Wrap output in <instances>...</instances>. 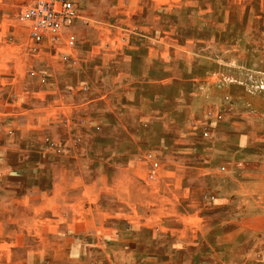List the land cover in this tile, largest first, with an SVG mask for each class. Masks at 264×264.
I'll return each instance as SVG.
<instances>
[{"label":"rangeland","instance_id":"obj_1","mask_svg":"<svg viewBox=\"0 0 264 264\" xmlns=\"http://www.w3.org/2000/svg\"><path fill=\"white\" fill-rule=\"evenodd\" d=\"M35 1L0 0V155L41 139L45 167H0V264H264V0H79L40 42Z\"/></svg>","mask_w":264,"mask_h":264},{"label":"crops","instance_id":"obj_2","mask_svg":"<svg viewBox=\"0 0 264 264\" xmlns=\"http://www.w3.org/2000/svg\"><path fill=\"white\" fill-rule=\"evenodd\" d=\"M121 1V0H120ZM106 3L109 4V8H111V3L109 0H106ZM139 3H136V8L139 7L137 6ZM163 6H174L176 4V0H166L164 1L163 3ZM163 6L159 7L158 9V12H162L163 11ZM140 8H143L142 6H140ZM115 9V7H114ZM138 10V9H137ZM89 12H92L90 9L88 10L87 13ZM16 122V121H14ZM0 147L4 148V145H1L0 144ZM43 143L41 141V139H31V140H14V141H10L9 144L6 146V153L0 155V167L3 169L4 168V172H12V174H15L16 176H23V177H30L32 174L33 175H36V176H40L41 173L43 172L44 170V166L42 165V160H43V153H42V149H43ZM19 154H21L19 156ZM25 157L24 159H21V157ZM27 156V158H26ZM39 158L38 161H34L32 159H35V158ZM75 158L74 156L72 157V159ZM32 189H35V188H31L28 187L27 190H26V193H31ZM82 189H84L83 187H78L77 190H80L82 191ZM73 190V189H71ZM81 193V192H80ZM93 201V200H92ZM89 202V201H88ZM87 201L85 200L83 203H80L82 204V207H87ZM43 204V203H42ZM40 206V205H39ZM81 206V205H80ZM41 208V207H40ZM88 209L90 211L93 210V216H92V221H91V224L93 226V228L95 227V224H98V225H102V226H106V225H109V223H107L106 221L101 220L102 217L100 216L99 212H100V208H95L93 209L91 207V205H89ZM94 210H97L96 213L98 214L97 216H95V211ZM257 218H260V217H256ZM73 221V223H72ZM74 221L75 219H71L67 220L68 222V225L67 226H74ZM63 224L61 225L60 229L56 230V233L54 235V237H51V236H47V235H44V236H41V240L47 242V243H54V245L56 247H51V248H55L56 251H59L60 252V257H62L63 255V252L64 251H68V253L70 254H67V257L68 258H71L72 256V251H73V245H70V243H78V241L80 240H76V235H70L65 227H62ZM91 226V225H90ZM99 227V226H98ZM181 232H184L183 234L185 235H180L178 233H174V237L178 240H183L182 237L180 236H185L184 238L186 239H189L190 242L194 243L195 242V239L196 238H199V234L201 233V231L203 232L204 231V226L199 224V225H190L188 228H184L182 230H180ZM186 232V233H185ZM89 235H86L85 237H82L81 238V243L82 245H84L82 248L83 250L84 249H88L90 246V244L94 245V243L96 241H100V237L96 236L94 231L92 234H90L88 232ZM204 235H202L203 237ZM106 239H103V241H106ZM47 247H45L46 249ZM48 250V249H47ZM71 251V252H70ZM194 258H197L198 259V264H199V260L201 259V255L198 254L196 257H193Z\"/></svg>","mask_w":264,"mask_h":264},{"label":"built area","instance_id":"obj_3","mask_svg":"<svg viewBox=\"0 0 264 264\" xmlns=\"http://www.w3.org/2000/svg\"><path fill=\"white\" fill-rule=\"evenodd\" d=\"M79 0H36L19 15V19L30 24V35L35 41L47 36L56 37L70 26L78 15ZM76 37L71 35L73 45Z\"/></svg>","mask_w":264,"mask_h":264}]
</instances>
